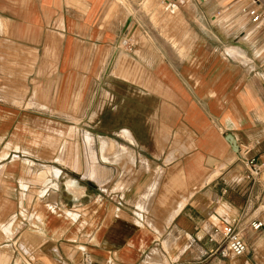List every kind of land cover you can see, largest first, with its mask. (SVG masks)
Returning a JSON list of instances; mask_svg holds the SVG:
<instances>
[{"label":"crops","instance_id":"crops-1","mask_svg":"<svg viewBox=\"0 0 264 264\" xmlns=\"http://www.w3.org/2000/svg\"><path fill=\"white\" fill-rule=\"evenodd\" d=\"M171 1L0 0V264H264V25Z\"/></svg>","mask_w":264,"mask_h":264},{"label":"built area","instance_id":"built-area-1","mask_svg":"<svg viewBox=\"0 0 264 264\" xmlns=\"http://www.w3.org/2000/svg\"><path fill=\"white\" fill-rule=\"evenodd\" d=\"M170 1V0H163ZM247 14L250 16L252 23L255 26L264 25V0H247ZM251 149L246 148L240 152L241 160L245 163L248 169L246 179L248 181H256L260 177L263 171V165L258 164L255 158L249 157ZM262 223L252 224V229L254 231H260L262 228ZM212 242L218 245L225 244L228 253L234 257L239 258L246 254L248 251V246L242 239L239 231L235 228L234 224L227 223L220 227H215L213 229L212 235L210 237Z\"/></svg>","mask_w":264,"mask_h":264},{"label":"rangeland","instance_id":"rangeland-1","mask_svg":"<svg viewBox=\"0 0 264 264\" xmlns=\"http://www.w3.org/2000/svg\"><path fill=\"white\" fill-rule=\"evenodd\" d=\"M149 1L150 0H148L147 5L150 4ZM151 1H154V0H151ZM169 2L171 3L172 1L170 0ZM172 3H174V2H172ZM161 8L163 10L166 9L164 3H163V5H162ZM34 96L38 100H39V98L41 96V94L38 92L37 88H36V92H35V95ZM118 104H121V103H119V101H118ZM118 109L121 110V106H119ZM122 117L123 116H122V113L121 112H118L116 114H112L111 112L108 113L107 111H105L103 114H101L99 116V120H100V122H105V124H106L108 121L111 122V123L112 122H121L123 120ZM89 118H90V116L88 115V118H87L88 119V121H87L88 123H87V125L88 126H91L89 124V121H90ZM90 130L91 129H84L83 131H81L82 132V137H84V138L85 137L86 138H90V134H91L90 133L91 132ZM98 132H99V134H103V135L108 134V136H115L113 134H116L117 131H110V130L98 129ZM71 133H73L72 130H71ZM72 136H74V135H72ZM77 136H80L79 135V132H78ZM263 168H264V166H263ZM91 170L89 171L90 175H91ZM260 179H261L262 185H264V173L262 174V176H261ZM254 204L255 205H253V209L251 210V214L257 216V218L264 224V191L262 192V189H260L259 193L255 194ZM242 237H244V234H242ZM255 237H256V235L253 236V240H254ZM221 246H222L221 247L222 249H226V245L225 244H222Z\"/></svg>","mask_w":264,"mask_h":264},{"label":"water","instance_id":"water-1","mask_svg":"<svg viewBox=\"0 0 264 264\" xmlns=\"http://www.w3.org/2000/svg\"><path fill=\"white\" fill-rule=\"evenodd\" d=\"M227 140L230 142L231 146L233 147V150L238 153L239 152V147L236 144L234 138L231 135H227Z\"/></svg>","mask_w":264,"mask_h":264}]
</instances>
